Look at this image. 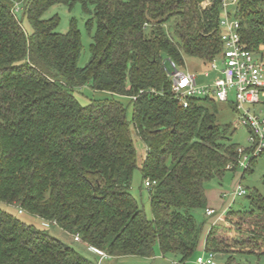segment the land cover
<instances>
[{
  "label": "trees",
  "instance_id": "obj_1",
  "mask_svg": "<svg viewBox=\"0 0 264 264\" xmlns=\"http://www.w3.org/2000/svg\"><path fill=\"white\" fill-rule=\"evenodd\" d=\"M201 2L0 0V264H101L51 233L50 225L111 258H153L158 248L185 263L202 242L204 251L225 254L224 264L264 257L260 193L249 195L251 209L229 208L223 223L206 233L194 214L208 208L209 183L241 157L234 126L218 121L219 102L194 98L184 107L165 71L169 58L184 66L185 56L209 63L222 52L220 0L207 8ZM77 3L97 23L85 66L79 65V28L58 32L59 17H44L56 4ZM236 17L243 42L258 52L264 0L242 1ZM86 84L110 96L83 104L76 93ZM116 96L129 99L131 119ZM135 137L147 149L143 178L155 181L148 187L152 218L131 192ZM261 155L264 150L246 172ZM5 205L42 219L44 228Z\"/></svg>",
  "mask_w": 264,
  "mask_h": 264
},
{
  "label": "rangeland",
  "instance_id": "obj_2",
  "mask_svg": "<svg viewBox=\"0 0 264 264\" xmlns=\"http://www.w3.org/2000/svg\"><path fill=\"white\" fill-rule=\"evenodd\" d=\"M93 11V7H91ZM93 13L86 12L81 3H77L73 8H69L64 4H56L44 13L45 18L58 16L60 19L58 32H67L71 26L76 25L81 32L82 41V52L79 59V65L85 66L92 57V44L93 35L96 32L97 23L93 20L90 23ZM19 16H22L20 13ZM21 24L26 32L31 33L32 27L27 18H22ZM262 48V47H260ZM167 58V57H166ZM220 62V60H219ZM184 69L193 73H197L198 79L201 83L210 82L216 75V71H211L210 77H206L203 73L209 70V64L203 62L199 58L185 56L184 57ZM77 98L83 104H88L92 99H100L106 96H110L108 93L96 91L92 89L89 84L79 88L76 93ZM117 99L121 100L127 106V116L129 119L132 118V105L129 104L127 97L116 96ZM233 98V95H232ZM233 100V99H232ZM262 103L251 106L252 110L264 115V96L261 97ZM217 117L221 124H232L235 132L233 140L239 146V148L247 149L250 148V132L246 127L238 125L240 115L235 111L232 103H217ZM135 145L137 148V167L135 168L131 181V192L139 201L140 205L144 208L148 218H152V208L150 201V194L148 186H146V180L143 178L140 170L143 160L146 156V145L144 141L135 137ZM248 162L239 163L235 169L228 170L222 179H213L208 185V191L212 192L214 201L210 199L209 205L216 211L213 216H208L206 210L196 209L194 214L197 220L202 223L204 222L205 233L212 227L214 223H223L219 220L229 208L235 210H249L251 209V202L249 195L252 192H258L264 196V155L257 157L250 167V170L246 172ZM241 185L245 190L246 194L234 195V191L238 185ZM224 195V196H223ZM9 213L19 217L21 220L28 224H34L39 228H44L42 219L28 213H19V208L16 206H3ZM51 233L56 235L63 241L71 244L74 248L80 251L82 254L101 264H196V259L199 255L203 254L204 247L199 249L197 257L194 256L187 260L185 263L180 262V257L174 254H168L163 256L158 248L155 250V257H141L135 255L122 256L120 258L106 257L100 259L94 250L87 247L86 244L80 242L71 234L64 231L57 225H50L49 228ZM226 260L225 254H217L215 261L216 264H224ZM264 257L261 259L251 258V264H263Z\"/></svg>",
  "mask_w": 264,
  "mask_h": 264
},
{
  "label": "built area",
  "instance_id": "obj_3",
  "mask_svg": "<svg viewBox=\"0 0 264 264\" xmlns=\"http://www.w3.org/2000/svg\"><path fill=\"white\" fill-rule=\"evenodd\" d=\"M215 1L202 0L201 5L204 8L211 7ZM242 1L244 0H220L223 48L220 55L208 63L209 70L203 73L204 76L210 77L211 71L217 72L210 82L201 83L197 73L186 71L183 65L170 58L167 59L165 71L172 95L184 107L194 98L233 104L235 111L240 115L238 125L246 127L250 132L252 151L247 153L245 149L238 148L241 155L239 163L244 164L264 150V115L251 108L262 103L261 97L264 96V46L255 52L248 49L242 40L241 22L236 17ZM145 182L148 187L155 183L149 179ZM246 193L240 184L234 191L235 196ZM23 211L20 209V213ZM206 212L213 215L215 210L207 209ZM75 238L81 240L78 235ZM91 249L102 257H107L103 251ZM215 258L214 253L203 251V254L197 257L196 264H216Z\"/></svg>",
  "mask_w": 264,
  "mask_h": 264
},
{
  "label": "crops",
  "instance_id": "obj_4",
  "mask_svg": "<svg viewBox=\"0 0 264 264\" xmlns=\"http://www.w3.org/2000/svg\"><path fill=\"white\" fill-rule=\"evenodd\" d=\"M207 195H208V208L207 209H214L212 207H210L211 205H209L210 199L212 198L213 194L210 191H207ZM224 196V195H223ZM212 201H214V198H212ZM219 220H224V215L219 219ZM201 247H204V242H202Z\"/></svg>",
  "mask_w": 264,
  "mask_h": 264
}]
</instances>
